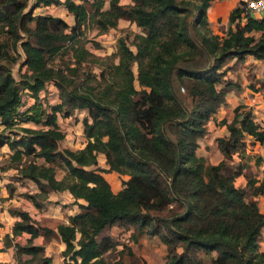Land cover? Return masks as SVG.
Segmentation results:
<instances>
[{
    "label": "trees",
    "instance_id": "16d2710c",
    "mask_svg": "<svg viewBox=\"0 0 264 264\" xmlns=\"http://www.w3.org/2000/svg\"><path fill=\"white\" fill-rule=\"evenodd\" d=\"M209 2L34 0L28 6V0H0V124L13 134L0 133V146L7 145L19 173L36 184L38 191L24 193L34 206L48 191H66L78 208L67 223L55 226L13 210L18 218L12 236L30 234L25 244L15 243L17 264H53L43 256V245L31 242L38 235L65 244L63 264H135L128 244L114 257L104 256L116 243L110 235L97 236L112 226L129 230L133 242L157 237L165 248L164 264H264L259 247L264 208L255 199L264 194V179L235 184L245 172V136L264 141V116L257 121L246 104L235 105L230 120L220 121L227 134L215 138L222 159L206 167L196 153L209 117L229 90H239L226 77L225 65L242 64L248 55L264 61V22L250 13L242 20L239 0L228 13L225 33L213 32ZM52 3L63 4L73 22L33 13ZM119 19L141 32L130 40L118 37L106 56L85 46L88 27L103 34ZM94 62L97 74L91 73ZM16 64L18 79L12 75ZM47 84L58 92L52 104L38 99ZM23 91L31 104H24ZM75 110L85 112V144L58 149L64 133L57 116ZM234 154L239 161L233 164ZM22 156L29 158L20 164ZM106 172L120 175L118 190H112ZM22 253L30 256L21 260Z\"/></svg>",
    "mask_w": 264,
    "mask_h": 264
},
{
    "label": "rangeland",
    "instance_id": "374dc122",
    "mask_svg": "<svg viewBox=\"0 0 264 264\" xmlns=\"http://www.w3.org/2000/svg\"><path fill=\"white\" fill-rule=\"evenodd\" d=\"M34 0H28V6L33 3ZM75 2H81V0H74ZM239 1V0H238ZM237 1V2H238ZM107 4V3H106ZM27 6V8H28ZM33 13L37 14H50L53 16H59L64 19L67 23L71 24L73 22L72 15L68 13L63 4H48L42 5L40 4L38 7L33 9ZM212 29V28H211ZM213 30V29H212ZM141 32L140 28L133 23L128 22L127 20L119 21L115 28H111L108 32L103 34H97L94 26L88 27L83 34V39H85V46L92 50L99 56H106L112 54L115 50V43L118 37L120 36H128V40H130L134 33ZM214 32V30H213ZM130 48L134 50V47L130 45ZM69 52L63 54V59L67 60L69 57ZM247 58V57H246ZM245 58V60H246ZM61 58H57L60 60ZM245 60L243 62H245ZM241 63H235L233 60H230L225 68L230 66V68L226 69V77L231 73L236 77V81L239 83L244 82L249 87V83H252L256 88H258L259 81L255 82L256 74L262 75L264 74V70L262 68H257L255 66L253 69L247 67ZM241 64V65H240ZM91 65V73H98L99 67L97 63L90 64ZM135 65H133V70L135 72ZM24 68H21V72ZM12 75L18 79L19 72L17 70V64L12 67ZM239 75V76H237ZM240 79H243L240 82ZM135 84L136 81H135ZM250 88V87H249ZM251 89V88H250ZM255 90V89H251ZM179 92H184L182 87H179ZM228 93V92H227ZM30 94L27 91H23L22 98L25 100L24 104L28 105L33 102V98L29 96ZM58 92L57 89L51 84H47V88L44 91H40L38 93V99L42 101H48L50 104L56 102ZM232 96H229V98ZM230 102H234L233 99H229ZM234 104V103H233ZM250 109H254L255 107L252 105H248ZM228 95L225 97V103L223 104L221 110L215 113L213 120L207 121V135L202 139L201 145H199V156L203 159V163L206 167L211 164H215L218 160L222 159L221 154L215 147V143L212 144V140H214L215 136L223 134V127L220 123L221 119H230L231 112H228ZM85 116V112L82 110H75L70 116L62 117L61 115L57 116V121L59 128L64 133V137L58 141V149L69 148L72 150L82 148L85 144L86 137L83 134V126L81 123L82 117ZM256 119L260 118V108L255 112ZM257 119V120H258ZM22 126L26 127H35L33 123H21ZM16 128V127H15ZM22 133L21 130H19ZM0 133H4L9 137H12L13 134L9 129H3L0 124ZM246 149L245 152L248 154V161H242V163L247 168L244 172L243 176H238L235 179L236 185H244L246 184L247 178H256L257 180L264 179V169H262V162H264V143L262 145H256V143H252L250 139L246 140ZM0 148V184L4 188V196L2 197V202L0 204V250L5 248H10L11 258L17 262V258L15 255V243L18 242L20 244H25L30 235L28 232H22L17 236H12L11 227L13 221L18 217L12 212L13 210H22L26 211L32 219L41 220L45 224L49 226H55L58 222L67 223V216L73 213L74 206H72V199L68 197V193L66 191H48L46 197L43 199H38L39 205L36 207L33 203L24 195L25 192L32 193L36 190L35 184L25 177H23L18 168L15 167L17 161L10 158L11 151ZM5 150V151H4ZM23 157V156H22ZM23 157L20 160V164H23L26 159ZM31 159V158H30ZM36 162H41L40 158H34ZM233 164L239 161V158L236 154L233 156L232 160ZM98 164L101 167H105V161L102 157H98ZM11 166V167H9ZM8 167V168H7ZM62 169L58 171L57 178H59L62 174ZM105 177L110 183V186L113 191H116L121 186V177L116 172H106L104 173ZM38 191V189H37ZM248 191V189H247ZM249 192V191H248ZM257 199V203L260 210L264 208V194H260L255 197ZM104 232L109 233V235L113 238L116 243L112 249L106 251L104 256L106 257H114L116 252L122 248L123 244H128L131 246L134 254L135 264H164L165 261V248L162 244L159 243L158 238L155 236L147 237L141 236L137 239V241L133 242L129 236L130 231L126 229H122L121 227L112 226L109 230H105ZM8 235L7 241L8 243H4V236ZM34 239V238H33ZM31 239V242L34 244H38L37 241ZM39 241H46L49 243L50 252L54 255L55 259L61 257L59 251L60 241L57 237L52 236L48 239L37 237ZM44 244V243H43ZM260 249H264V228L261 233V238L259 241ZM8 251V250H7ZM58 255V256H57ZM30 255L26 253H22L20 255L21 260L28 258ZM63 264V263H62Z\"/></svg>",
    "mask_w": 264,
    "mask_h": 264
},
{
    "label": "crops",
    "instance_id": "0c3cea01",
    "mask_svg": "<svg viewBox=\"0 0 264 264\" xmlns=\"http://www.w3.org/2000/svg\"><path fill=\"white\" fill-rule=\"evenodd\" d=\"M237 1L238 0H210L209 6L207 7V10H206V14H207L208 25L214 30V32H217L219 34H224L225 33V31L227 30L228 25H229L228 24V18H227L228 17V13L231 10V8L237 3ZM120 2L121 3H127L128 0H120ZM124 20L125 19H119L118 22L119 21H124ZM243 64L246 65L247 67H250L251 69H253L255 66H257V68H262L264 70V61H262L260 59H257V58H255V57H253L251 55L247 56V58H246V60H245V62ZM237 76H239V75H237ZM228 77L231 78L232 80H235V81H236V78H237L238 81H239V78L236 77V74L234 76L233 74L229 73ZM255 78L260 79V83H258V85H257L258 89L251 90L248 87L247 84H244V82H242L239 85V90L238 91L229 90L228 93H226V95H225L226 98H227V95H228V110H229L228 112H231L233 114V107L235 105L239 104V103L246 104L247 106L253 104V106L255 108L251 109V112L253 113L254 118L256 119L255 112H257V109L260 108V118L259 119L257 118L258 120L257 119L256 120L260 121L262 119V117L264 116V85H261V84H262V82H264V74H262V75L256 74ZM242 80L243 79H240V82ZM229 96H232V97L229 98ZM229 99H233L234 100V102H233L234 104L232 102H230ZM222 106H223V104L220 105V107L217 108V110L209 117L208 120H213L215 113L217 111L219 112L221 110ZM232 114H231V116H232ZM228 120H230V119H228ZM222 127H223V134L222 135H217V136H215V138L220 137V136H224V135L227 134L226 128H225V126L223 124H222ZM207 132H208V129H207ZM245 137H246V140L250 139L252 141V143H256V145H262L264 143V141L259 143V142L255 141V140H253V138L251 136H248V135H246ZM203 138H201L199 140V145H201ZM215 138H214V140H212V144L215 143ZM3 147H5L4 149H6V151L9 150V148L7 147L6 144L0 146L1 149ZM215 147H216V145H215ZM199 148L200 147L198 146V148L196 149L197 155H199ZM216 149L219 151V149L217 147H216ZM245 149H246V147H245ZM219 153L222 156V153L220 151H219ZM102 156H103L102 154H98V157H102ZM243 156H245V157L242 158V160L243 161H248V154L245 151L243 153ZM103 159H104V156H103ZM246 169L247 168L244 165V171ZM262 169H264V162H262ZM239 176H243V175H239ZM122 178H126V176H122ZM35 186H36V184H35ZM36 188H37V186H36ZM36 191H37V189L34 190V192H36ZM68 195H69L68 197H70L72 199V202H73V198L71 197V195L70 194H68ZM78 201L82 202L81 199H78ZM72 206H74L73 213H72V214H74V213H76L78 211V208H77L76 204H74V203H72ZM69 215H71V214H69ZM110 228H112V227L103 228L100 231V233L98 234L97 237L100 238L103 235H109V233L104 232V231L105 230H109ZM263 228H262V230H263ZM261 233H262V231H261ZM37 237H40L42 239L43 236L42 235H38V236L34 237V239L32 238L34 241H37V243L39 242L38 244L43 245V256H46V257L50 258V260H51V262L53 264H62L63 260H64V257L62 255V251L65 248V244L62 241H60L59 251H60L61 257L58 258V259H55L56 256L54 257L52 252H50V248H49V243L50 242L49 241L46 242L44 240L43 241H39L37 239ZM35 243L36 242H34V244ZM0 262H2L4 264H17V262L14 260V258H11L10 248L9 247L5 248L3 250H0Z\"/></svg>",
    "mask_w": 264,
    "mask_h": 264
},
{
    "label": "built area",
    "instance_id": "2783aa9c",
    "mask_svg": "<svg viewBox=\"0 0 264 264\" xmlns=\"http://www.w3.org/2000/svg\"><path fill=\"white\" fill-rule=\"evenodd\" d=\"M243 10L241 12L242 20L244 15L250 13L252 16L261 19L264 22V0H242ZM4 196V188L0 184V204Z\"/></svg>",
    "mask_w": 264,
    "mask_h": 264
}]
</instances>
